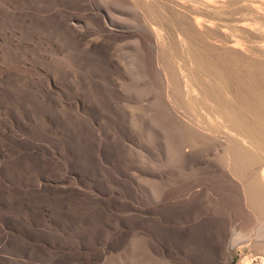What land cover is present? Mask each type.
<instances>
[{
	"label": "rangeland",
	"instance_id": "obj_1",
	"mask_svg": "<svg viewBox=\"0 0 264 264\" xmlns=\"http://www.w3.org/2000/svg\"><path fill=\"white\" fill-rule=\"evenodd\" d=\"M254 96L264 0H0V264H264Z\"/></svg>",
	"mask_w": 264,
	"mask_h": 264
},
{
	"label": "bare ground",
	"instance_id": "obj_2",
	"mask_svg": "<svg viewBox=\"0 0 264 264\" xmlns=\"http://www.w3.org/2000/svg\"><path fill=\"white\" fill-rule=\"evenodd\" d=\"M250 94L252 95L251 92ZM254 100L259 104H262L263 106L261 107L264 109V101L262 102L259 101L258 97L256 96H254ZM249 133H250L251 144H253L252 146L254 147L262 146V148H264V127H262L261 125H251L249 129ZM233 155L237 157L233 162V168L236 170L239 168L238 166L245 165L249 170L252 171L253 170L252 165H257L258 164L257 162L259 161L257 154L251 152H244L239 148L233 149ZM244 156L246 158H244ZM238 175L240 176V174ZM253 181L255 180L251 174L247 188V199L251 203L255 202L258 199L260 200V198H262L261 196L263 195L262 187L257 183H250Z\"/></svg>",
	"mask_w": 264,
	"mask_h": 264
}]
</instances>
